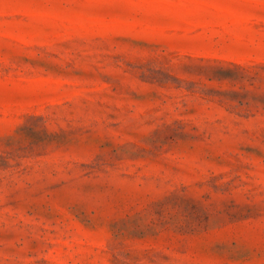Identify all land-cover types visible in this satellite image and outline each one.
I'll return each mask as SVG.
<instances>
[{"label": "rangeland", "instance_id": "1", "mask_svg": "<svg viewBox=\"0 0 264 264\" xmlns=\"http://www.w3.org/2000/svg\"><path fill=\"white\" fill-rule=\"evenodd\" d=\"M0 264H264V0H0Z\"/></svg>", "mask_w": 264, "mask_h": 264}]
</instances>
